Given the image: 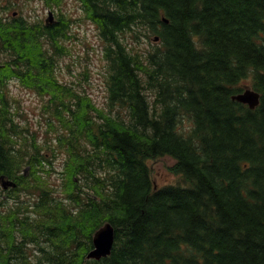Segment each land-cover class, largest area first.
Listing matches in <instances>:
<instances>
[{
	"label": "trees",
	"instance_id": "obj_1",
	"mask_svg": "<svg viewBox=\"0 0 264 264\" xmlns=\"http://www.w3.org/2000/svg\"><path fill=\"white\" fill-rule=\"evenodd\" d=\"M42 1L52 22L0 13V200L14 199L0 207V264H264V0H78L103 42L107 108L57 77L71 19ZM15 79L47 97L60 130L48 156L36 137L18 143ZM246 79L253 109L231 98ZM158 156L180 182L155 185ZM104 222L111 253L85 259Z\"/></svg>",
	"mask_w": 264,
	"mask_h": 264
},
{
	"label": "rangeland",
	"instance_id": "obj_2",
	"mask_svg": "<svg viewBox=\"0 0 264 264\" xmlns=\"http://www.w3.org/2000/svg\"><path fill=\"white\" fill-rule=\"evenodd\" d=\"M0 6L2 8L0 12L2 19L6 23L12 21L18 15H22L30 21L45 20L48 11L52 12V19H54L55 11H57V9L55 11L50 10L42 0H0ZM61 10L69 14L71 19V36L64 41L68 47V52L57 58V77L64 83L74 82L77 88L89 95L97 106L107 108L106 61L103 55V42L99 37L96 26L84 18L78 0H63ZM127 40H130V38L127 37ZM151 42L154 41L146 40L144 36H141L137 41L132 42V45L137 50L144 51L145 48L151 46ZM3 56L5 55L2 54L1 57ZM244 85L245 87H251L248 79L244 81ZM8 90L9 97L14 99L11 113H13L21 128L26 129L20 132L22 138L18 143L21 145L27 143L29 145L31 143L26 141V137L28 136L29 139L36 137V144H47L41 147L43 149L40 152L48 156L46 153L51 149L48 141H53L54 139L57 142L56 137L60 130H58V126L48 119L50 112H48L46 107L44 110L43 104H46L47 97L42 99L34 90L24 87L16 79L8 83ZM188 124V121L184 120V125L188 126ZM52 126H54L56 131L51 129ZM28 151L33 152V149L29 147ZM64 157V151L56 150V154L50 160L53 170L50 175H47L53 184H61ZM173 163L174 160L169 156H158L150 159L151 173L156 186L174 184L181 181L180 176L170 170ZM21 170L28 174L29 168L22 166ZM3 192V195H5L6 191ZM58 195H61V193ZM27 197V195H24L21 198ZM3 198L5 197L3 196ZM33 199L32 196L31 201ZM13 201V198H9L6 201L0 200V207L3 208V211H7V207L13 205ZM33 251H35L34 248Z\"/></svg>",
	"mask_w": 264,
	"mask_h": 264
},
{
	"label": "water",
	"instance_id": "obj_3",
	"mask_svg": "<svg viewBox=\"0 0 264 264\" xmlns=\"http://www.w3.org/2000/svg\"><path fill=\"white\" fill-rule=\"evenodd\" d=\"M52 12H48L46 20H51ZM154 40H157L155 37ZM233 100L247 104L249 108H255L260 102V94L253 88L246 87L241 92L231 96ZM115 240V229L110 222L103 223L92 234V248L86 253L85 259H100L108 256Z\"/></svg>",
	"mask_w": 264,
	"mask_h": 264
},
{
	"label": "flooded vegetation",
	"instance_id": "obj_4",
	"mask_svg": "<svg viewBox=\"0 0 264 264\" xmlns=\"http://www.w3.org/2000/svg\"><path fill=\"white\" fill-rule=\"evenodd\" d=\"M7 189V188H6Z\"/></svg>",
	"mask_w": 264,
	"mask_h": 264
}]
</instances>
